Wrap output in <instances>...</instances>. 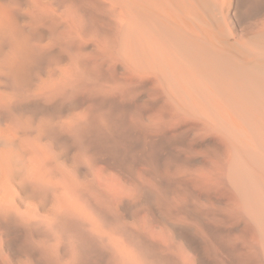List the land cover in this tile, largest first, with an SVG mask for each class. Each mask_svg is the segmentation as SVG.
<instances>
[{
    "label": "bare ground",
    "instance_id": "1",
    "mask_svg": "<svg viewBox=\"0 0 264 264\" xmlns=\"http://www.w3.org/2000/svg\"><path fill=\"white\" fill-rule=\"evenodd\" d=\"M2 1L6 2L7 0ZM59 1L66 3L67 0ZM98 1L104 7L107 6L106 11L107 9L110 12L112 11L111 19L115 21L112 20L116 27L114 26V48L111 50L114 58L133 64L132 66L138 71V76L145 78L147 75L156 74L159 81L166 83L167 87H174L177 90L179 101L189 108L190 119L201 123L199 125L203 126L207 133L213 132L218 135L219 142L225 148L223 158L220 157V163L223 165V174L220 179L230 188L232 196L231 200L229 199L230 201L227 202L229 207L239 209L237 211L243 217L241 232L244 235L231 234L219 237L215 235L216 230L212 227L213 222H208L211 220L207 216H203V218H207V222H204V224L198 222V219H201L199 218L200 215L205 212L202 214L199 209L195 208L193 210L194 217H192L185 212H178L174 202L172 207L167 208L176 212L173 218H166L168 216L167 211L160 212L161 217L168 222V224L166 222L167 225L164 222L156 223V226L153 223L149 225L150 232H153L154 237L150 236L148 224L142 226L139 218H133V221L129 222L126 221V228L122 230L120 227L122 224L117 225L119 219L116 220L111 217L115 213H110V207L114 206L116 211L115 206L117 203L119 205L121 202H127L132 206L137 199L143 200L149 195L155 198L159 195L155 192V189L158 190L154 188L156 185L153 186L149 179L146 182L144 180V184L139 181L141 188L136 189V184H132L130 176L125 173L126 168L124 167L123 170V167L121 169L119 166L129 163V161L142 160L144 163L147 162L148 166L150 165L152 168L151 170L155 172L158 169V164H161L160 161L164 162L165 159L161 160L159 159L160 155L156 156V150L159 149L158 146L162 142L157 141L158 145L155 146L156 142L153 143L155 147L142 148L137 152H132L129 148L121 152L117 149L118 147L116 148L115 141L109 138L110 136L104 135L101 130L94 131L89 137L85 135L84 143L79 147L80 152L84 156L89 147L94 146V148L101 149L110 158H108V162L106 159L105 167L97 168L86 163L88 166L85 170L89 178L86 177L85 179L84 177L81 178L85 174L78 175L80 169H78L77 174L60 162L58 154L53 148L54 143L43 142V132L38 127L26 124L22 119L21 112L15 107L17 103L36 99L41 93H34L25 87L23 81L26 79L27 64L33 59L35 53L27 41V35L25 36L18 31L13 21L14 18L10 17V11L4 9L2 3L3 5H0V111L6 113L3 116L0 114V219L3 229H0V264H16L17 261H12L5 255L3 248H11L15 245L18 247L17 244L23 232L17 230V228L20 226L26 227L28 224L33 223L42 224L43 228L49 230L52 234L51 237L54 241L56 240V244L63 246H60L63 254L59 256L56 255V252L54 253L56 257H54L50 255L54 245H41L40 248L39 245L34 244L35 242L32 241L31 243L30 241V246L33 245L35 250L43 249L49 253V256L44 254L45 252H42L41 255L39 253L41 251H39L38 253L42 256L40 258L43 259L44 255L52 262L56 259V264H99L98 255L96 259V256L93 259V256L90 255L89 249L92 246L95 247V245L89 244L87 246L86 253L84 252L85 260L75 262L77 252L74 243L72 244L74 240L71 243L66 242L65 247L60 244L62 243L61 239L58 242L60 232L65 231L64 234H66L68 229L71 230L67 226V222H70V224L68 223L70 226L71 222L73 225L80 222V226L83 225L81 228H84L82 230L86 229L85 231L88 230L102 237L103 240L105 239L107 243L104 242L105 245H108L112 252L109 255L110 258L107 257L105 261L109 264H144V260L150 261L151 264H162L158 258L147 257V246L137 244L133 233H138L144 237L148 241V245H152V248L156 250L157 248L163 249L167 245V253L170 256L168 258L171 261L166 260L165 264H180V260L176 255L178 249L185 254L183 257L184 264H244L242 260H245L246 253L249 252L252 254V257L250 255L251 264H264V227L261 226V222L264 221V15L249 24L243 34H235V24L232 21L235 17L231 13L229 14V9L225 10L226 0ZM61 2L59 3L61 4ZM99 2L98 5H101ZM251 2L243 6L238 18L259 16L264 7V0H252ZM74 3L77 4V2ZM80 6H82V3ZM54 7H57V5ZM58 8L60 11L61 7ZM63 8L66 9V5ZM66 11L63 10V12ZM73 11L71 14H73ZM75 14L74 18H77ZM60 15L61 13H59ZM235 16L237 15L235 14ZM69 18L72 20L73 16ZM76 20L79 23L78 19H75L74 22ZM45 21H49V19ZM58 22H60L59 24L67 23L62 18ZM69 22L71 24L70 20ZM77 22L74 23V28L79 26ZM91 22L92 19L88 23L90 28L94 25H91ZM83 24H80L82 26L79 27L80 29L83 28ZM67 27H69V24ZM87 27L86 29L91 30ZM73 32L76 33L75 29ZM83 32L85 33V30ZM31 38L29 39L31 40ZM38 44L40 43L38 42ZM95 44L97 43L95 42ZM43 46L45 47V45ZM99 47L101 48V46ZM104 47L106 48V45ZM119 64L123 65L122 62ZM76 69L78 70L79 67L75 60L71 63V68L69 66V69H61V74H63L62 80L60 79L61 82L58 84L54 81L57 84V89L63 88L64 83L69 82L67 80L76 76H72ZM51 83L49 84L51 85ZM65 122L68 125L64 126L67 127L79 122L75 126L77 128L81 127V129L91 125L86 127V119L81 115ZM132 163L130 164L134 166ZM111 179L117 185L115 189L110 188L112 185L109 186V184H112ZM92 190L105 197L104 200L102 199L107 202L103 203L106 204V207L102 206V209L105 208L106 213L103 212L108 215V218L104 217L107 219L105 221L99 220L103 218V215L101 218L99 213L102 210L96 204V202L99 204V201L92 196ZM34 198H39L38 205L32 202ZM46 202L51 204V208L42 213L40 209L42 210L44 206L47 207ZM22 205L25 206L24 209H21ZM210 205L209 208L213 211V207ZM217 214L221 215L220 212H217ZM213 216L215 217V215ZM225 218L227 219V217ZM157 219L156 222H158ZM202 221L204 220L202 219ZM77 227H79V224ZM23 229L25 230V228ZM78 230L80 234V227ZM71 233L75 234L74 232ZM7 234L11 238H8ZM72 234H70V238ZM181 234L188 241L179 239V237H182ZM177 235L181 236L178 237ZM80 241H82V238ZM21 246L19 244V247ZM19 247L17 253L21 251ZM24 252L27 254L26 251ZM97 252L93 253L96 254ZM159 253L168 256L162 250ZM20 254L22 253L20 252ZM18 256L20 255L18 254ZM42 259L40 262L43 261V264H51L46 259ZM39 260H34V264H41ZM32 261L27 255H23L17 263L33 264Z\"/></svg>",
    "mask_w": 264,
    "mask_h": 264
},
{
    "label": "rangeland",
    "instance_id": "2",
    "mask_svg": "<svg viewBox=\"0 0 264 264\" xmlns=\"http://www.w3.org/2000/svg\"><path fill=\"white\" fill-rule=\"evenodd\" d=\"M12 1L13 0H7L6 2H4L0 0V5L2 6L4 4L3 8L8 10V12L10 11L9 13L13 15H10V17L14 19L16 18L15 20L13 19V21L15 22L18 31L25 36L27 35V41L35 53L33 59L29 62V64H27L25 73L26 79L23 82L25 83V87L29 91H32L34 93H41L40 96L36 97L37 100H26L17 103L15 107H17V109L21 112L23 116L22 119L26 124L38 127L43 132V142L48 141L54 143L53 148L57 152L58 160L60 162L65 164L67 168L74 171L75 173L80 171L79 174L77 173L80 176L85 174L84 176H81V178L84 177L85 179L86 177L89 178L86 173L87 171L85 170L86 166L93 165L97 168L105 167L106 159L108 162L110 158L105 152L101 151V149L94 148V146H92L93 148L89 147L87 152L84 153V156L80 152L79 147L83 145L84 138L86 137L85 135L89 137L90 134L94 133V131L97 132L101 130L103 131L104 135L106 134V136H110L109 138L115 141L116 148L118 147L117 149H119L121 152L128 150V148L132 152H137L142 148L155 147L160 143V141L163 143L159 145L160 147L158 146L160 150H156V156L160 155L159 159H165L164 162L160 161V163L163 164H158V169H156L155 172L154 170H151L152 168L150 167V165L148 166L147 162L144 163L142 160L132 161L134 163H132L131 161H129L128 163L126 160L128 164L125 163L123 166H119L121 169L123 167V170L126 168L125 173L130 176V179L132 180L131 183L134 185L136 184V189L141 188L139 181L144 184L146 180L149 179L153 183V186L156 185L154 186V188H157L158 190L155 189V192L158 193L159 196L153 198V196L149 195L148 197L143 198V200L137 199L132 206L127 202H121L119 203V205L117 203L115 207L118 209V211L117 209L115 211L114 206L108 204L109 206H112L109 208L110 213H115L113 214V216L111 215V217L115 218L116 220L117 218L119 219L117 220V225L120 226L122 224V226L120 227L122 228V230H125L126 221L129 222L133 221V218H139L141 219L140 223L142 226H146L148 224L147 227L149 228L150 232V224L153 223L155 224V226L156 223L159 222H164L166 224L167 221L165 218L161 217L160 212L167 211L168 216H166V218H173L175 216L176 212L167 209L170 208V206L172 207V203L174 202L176 210L178 212H185L192 217H194L193 210L195 208L197 210L199 209L202 214L205 212L203 215H200L201 217L198 216L199 218H201L198 219V222L204 224V222L208 221L207 218L211 220L208 222H213L212 227L217 231H215L214 233L219 237H225L226 235L229 236L231 234L236 236H243L244 234H242L241 232V230L243 229V217L237 210H235L236 208L233 209L229 207L227 202L231 200L232 196L230 188L225 185L220 179L223 174V165H221L220 159L223 158L225 148L219 142L218 135L213 132L207 133L205 128L199 125L201 123L196 122L194 119H190L188 112L189 108L179 101L177 90L174 87H167L166 83H164L163 81H159V78L156 74H150L151 76L147 75V77H145L146 79L142 76H138V71H136L135 67L132 66L133 64L129 63L128 61L114 58L112 53L113 51L111 50H113L114 48L113 36L116 26L113 23L115 21L111 19L112 11L110 12L109 9H107L106 11L107 6L104 7V5H102V3H100L98 0H67L66 3H63L59 0H14L13 3ZM235 1L232 2L230 0H226L225 5H227L225 10L229 9V14L231 13L233 17H237V19L234 18L232 20L235 24V34H243L249 24L253 23L264 15V7L259 16H255L253 18H238V14L243 6L252 3V0H248L250 1L249 3L247 0ZM59 2H61V4ZM74 2H77V4ZM98 2L102 6L98 5ZM81 3L82 6H80ZM11 5L13 8L11 7ZM56 5L57 7H54ZM65 5L67 7L66 9L63 8V6ZM58 7H61L62 10L60 8L59 11ZM68 7L70 11L68 10ZM14 8H16V10H14ZM72 8L73 10H75L76 8V10L73 11ZM63 10L67 11L63 12ZM71 10L73 11V14H71ZM59 13H61L60 16ZM66 14L73 16V19L71 20L69 18L70 16ZM74 14L77 16V18H74ZM235 14L237 16H235ZM63 15H66L68 18ZM61 18L64 19V21H67V23L69 22V20L71 21V24L70 22L68 23L70 28L67 27L68 24L66 22L59 24L60 22L58 21L61 20ZM48 19L49 21H45ZM75 19H78L79 23L77 22V20L74 22ZM88 19L89 21H87ZM91 19L92 24H90H94L93 27L91 26L92 28H90L88 24ZM108 19L111 20L109 21ZM85 21L87 23L83 24V22ZM76 22L77 24H79V26H75L76 28H74V23ZM64 23H66L67 25ZM80 24H83V28L81 29L79 28L82 27ZM71 26L73 29L71 28ZM86 27L91 29L92 32L91 30L86 29ZM74 29L76 33L73 32ZM83 29L85 30V33L83 32ZM80 30L82 31V33ZM77 31L80 32L78 33ZM29 38H31V40ZM38 42L40 44H38ZM95 42L97 44H95ZM43 45H45L46 48ZM103 45H106V48ZM99 46H101V48ZM74 60L77 62V66L79 67V69H76L72 76H77V74H79L77 77H79L80 79L75 76L71 78L73 80L75 79L74 81L71 79L67 80L69 82H65L63 88L61 87L60 89H57L58 87L55 83L59 84V82H61L60 79L62 80L63 76V74H61V69H69V66L71 68V63ZM118 62H122L123 65H120ZM71 71L73 70L71 69ZM48 81L49 83L52 82L51 85L48 83ZM48 84L49 86H47ZM105 84L107 85V87ZM5 113L6 112L0 111V114L2 116L3 114L5 115ZM78 115H81V117H84L86 119V127L90 124L91 125L87 128L84 127L83 129H81V127L77 128L75 126L79 124V122L69 125L68 127L64 126L68 125L65 121H69L71 118L75 116L77 117ZM153 143H155V146ZM130 163L134 164V166H132ZM78 169L80 170L78 171ZM217 173H219L220 175L218 181L213 179V177L216 176ZM144 180L145 182H143ZM111 182L112 184H109V186L112 185V187L110 188L115 189L117 185H115V182L112 179ZM92 192V196L97 201H99V204L95 200L93 201L96 202V204L99 205L100 209L102 210V213H99L101 214V218L103 215V218L99 220L105 221L107 220L106 218H108V215H105V208L102 209V206L106 207V204H103L107 203L106 201H103L105 197L95 190H92ZM39 201V198H34L32 200L35 205H38ZM49 204L50 203L46 202L45 205L47 207L44 206L42 210L40 209V212H47L51 208V204ZM207 204H211L210 206L213 207V211ZM24 208L25 206L22 205L21 209ZM217 212H220L221 215H218ZM213 215H215L216 218ZM203 216H207V218H203ZM225 217H227V219ZM156 219L158 222H156ZM202 219L204 221H202ZM68 223L70 224V222L66 223L67 226L71 228L70 231L74 232L75 234H72L67 228L69 234L68 232L64 234L65 231L60 232V234H58V242L61 241L62 243L60 244L64 245L66 244V242L71 243L74 240L72 244L74 243V247L77 252L74 259L75 262H81L86 259L84 252L86 253L87 246L89 244H92L95 245V247L92 246L94 249L92 247H90L91 249H89L90 255L93 256L92 258L94 259V257L96 256V259L98 255L97 259L99 260V264H109L105 261L107 260V257L110 258L109 255L112 254V252L110 247L108 245H105L106 240H103L102 237H99L93 232H90L88 230L85 231L86 229L82 230L84 228H81V226L83 225L80 226V222H74L75 224H79L81 230L80 234L78 233V224L75 226V224L73 225V223L71 222L70 226ZM0 225V229L3 230L1 219ZM72 226L75 228L73 229ZM43 227L44 226L42 224L38 223L28 224V226L26 227H18L17 230L23 232L22 237L17 244L18 247L19 244L20 246L22 245L21 247H19V250L21 251L17 253L18 247L16 245L15 247L13 246L11 248L5 247L3 248L5 255L12 261H17L18 263L19 258H22L23 255H27L30 260H33V264L34 260H39L42 252H45L44 254L49 256V253L44 251L43 249H39L37 251V249L35 250V247L33 248V245L30 246L32 241L33 243L35 242L34 244L39 245L40 248L41 245L44 246L47 244L58 246L56 244V240L54 241V239H52V234L49 232V230L44 229ZM22 228H25V230L23 229V231ZM75 230L77 231L75 232ZM70 234H72L71 238ZM150 234L151 237H154L152 231L150 232ZM181 235L177 236L179 237ZM6 236L8 238H11L8 234ZM133 237H135L134 239L140 246H147V257L154 259L158 258V260L160 259V262H162V264H165L167 262L166 260L171 261L169 259L170 256L167 252L166 253L168 254V256H165L164 253H161L162 255L159 253V251L161 252L162 248L159 247L161 250L158 248L157 250L155 248H152V245H148V241L138 233H133ZM81 238L82 241H80ZM23 239L26 241H24ZM59 239L61 240L59 241ZM179 239L188 241L186 240L187 238L184 235H182V237H179ZM30 241L31 243L29 244ZM84 243L85 245H83ZM54 246L52 254L50 253V255L54 257H56V255L61 256L63 254V251L60 248L63 246L60 245L61 247L58 246L59 248L56 247L57 249ZM65 246L66 245H64V247ZM27 247L28 249H26ZM109 249L110 251H108ZM24 251H26L27 254H25ZM20 252L22 254H20ZM38 252L41 253V255ZM91 252L97 253L92 254ZM144 252L145 251L143 249V254ZM54 253H56V255ZM18 254L20 256H18ZM246 255L249 257L247 258L246 256L245 260H242V262L244 264H251V252L246 253ZM164 256L166 257L165 259L163 258ZM46 257L43 255L44 260L46 259L48 262H51V264H56V259L52 262L50 261L51 259H48ZM41 259L42 258H40L39 262L41 261ZM17 262L16 264H18ZM40 263L43 264V261Z\"/></svg>",
    "mask_w": 264,
    "mask_h": 264
},
{
    "label": "clouds",
    "instance_id": "3",
    "mask_svg": "<svg viewBox=\"0 0 264 264\" xmlns=\"http://www.w3.org/2000/svg\"><path fill=\"white\" fill-rule=\"evenodd\" d=\"M219 177H220V175H219V173H217V175L214 176L213 179L218 181ZM235 210H239V209H235ZM261 226L264 227V221L261 222ZM162 244H163V243H162ZM163 245H165V244H163ZM162 251L165 252V253L168 251V249H167V245H165V247L162 249ZM102 254H107V253H102ZM176 255H177V257H178L179 260H180V264H184L183 257L185 256V254L183 253V251L178 249V250L176 251ZM143 260H144V259H143ZM144 264H151V262H150V261H146V260H144Z\"/></svg>",
    "mask_w": 264,
    "mask_h": 264
}]
</instances>
